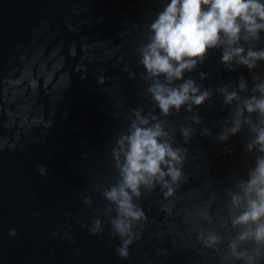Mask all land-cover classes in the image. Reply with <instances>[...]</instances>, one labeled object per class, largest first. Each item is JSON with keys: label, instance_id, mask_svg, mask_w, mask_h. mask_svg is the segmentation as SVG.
<instances>
[{"label": "water", "instance_id": "1", "mask_svg": "<svg viewBox=\"0 0 264 264\" xmlns=\"http://www.w3.org/2000/svg\"><path fill=\"white\" fill-rule=\"evenodd\" d=\"M167 2L0 0V137L9 142L0 151V264H264V241L254 235L264 219L234 223L264 158L255 143L264 115L246 108L264 96V59L250 68L223 62L226 45L209 48L171 86L190 79L210 95L163 113L150 88L168 81L149 75L142 48ZM240 46L244 55L264 50V30ZM141 120L161 124L162 139L181 150V176L133 195L144 216L131 222L122 257L128 237L116 231L117 205L105 193L122 182L120 141Z\"/></svg>", "mask_w": 264, "mask_h": 264}, {"label": "clouds", "instance_id": "2", "mask_svg": "<svg viewBox=\"0 0 264 264\" xmlns=\"http://www.w3.org/2000/svg\"><path fill=\"white\" fill-rule=\"evenodd\" d=\"M150 29L152 35L142 48V63L151 77L163 74L168 81L165 84L157 80L150 88L165 114L171 108L179 109L185 103L199 105L210 95L207 91L201 93L190 79L179 86H171L174 80L183 78L186 70L194 68L209 48L226 45L222 56L225 63L235 59L251 68L255 66L256 60L264 59V50L249 49L244 55L245 49L240 46L241 39L258 37L259 31L264 30V0H168L151 23ZM71 54H77L75 45L71 48ZM67 78L66 73L61 80ZM48 81L51 78H47L46 83ZM31 83L33 92H37L38 82L32 80ZM259 88L264 92V85ZM236 95L235 92L227 93L226 100L230 103ZM246 108L249 112L259 111L264 115V96L252 97L246 102ZM42 119L43 116L34 117L27 125H38ZM148 123L147 120H141L139 124L134 122L129 134L120 141L117 160L122 182L105 193L117 205L119 217L113 221L116 231L122 237H128L124 239L123 246L117 249L122 257L129 255L128 245L132 242L131 222L144 216L143 211L134 204L133 195H140L142 185H152L159 180L167 186L168 181L164 179L166 176H170L173 181L181 176V170L177 167L183 159L181 150L173 148L167 140L162 139L166 133L161 124L145 126ZM239 128L240 120L237 119L230 131L236 133ZM255 130V143L264 151V127ZM227 138V134L221 136L223 140ZM19 139L17 134L16 140ZM7 146V138L0 137V151ZM10 146L15 148L16 144L12 143ZM121 154L122 162L119 160ZM39 171L43 174L46 170L39 166ZM171 191L169 188L168 194ZM245 195L248 198L247 209L234 223L247 224L249 221L259 222L264 219V158L258 160L251 173L246 183ZM240 200L241 197H234V203L238 204ZM96 224L97 228L92 229L93 233L99 228V221ZM9 234L15 236L17 233L12 229ZM254 235L257 241H264V223H257ZM244 238L246 234L241 236V239Z\"/></svg>", "mask_w": 264, "mask_h": 264}]
</instances>
